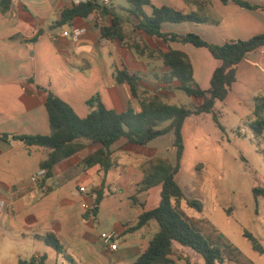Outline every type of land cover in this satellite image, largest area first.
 Segmentation results:
<instances>
[{
    "label": "crops",
    "instance_id": "1",
    "mask_svg": "<svg viewBox=\"0 0 264 264\" xmlns=\"http://www.w3.org/2000/svg\"><path fill=\"white\" fill-rule=\"evenodd\" d=\"M97 1L121 16L126 43L132 44L129 37L136 38V43L149 51L139 55L119 38H103L99 26L111 22L105 12L64 16L76 0H12L9 10H0V264H18L19 259L41 255H46V264H71L45 243L47 233L55 234L77 264H133L159 229L158 223L150 220L137 230H129L137 224L139 215L154 208L159 200L160 186L143 189L142 180L150 163L162 159L175 164L173 134L146 145L114 144L112 166L106 174L99 164L82 165V160L99 145L81 140L84 147L80 151L58 162L49 177L33 182L31 177L40 171L50 150L28 147L17 137L50 134L47 91L69 104L80 117L90 112L87 101L95 95L107 109L120 113L131 106L138 111V99L128 84L116 80L117 70L138 74L139 91L157 93L166 102L176 104L172 100L178 97L180 83L165 80L169 67L159 53L184 52L191 62L194 80L202 89L209 88L213 71L220 65L206 47L165 42L135 29L137 20L129 14L128 0L129 6L123 5V0ZM149 1L143 6L148 15L151 5L167 6L201 19L163 22L161 30L165 33H195L216 45L264 33V8H246L237 0ZM243 1L264 6V0ZM75 29L83 30L78 40L72 36ZM67 30L69 35L63 36ZM192 98L196 104L202 101ZM256 98L264 103V47L239 63L236 81L225 100L217 101L220 108L214 106V110L220 113L226 109L227 114L247 119L253 113L247 107ZM193 116L183 124L184 152L186 126L200 125L198 120L205 118L204 114L195 116V120ZM97 189H103V197L97 212L92 213ZM182 214L202 234L211 233L210 243L225 251L229 240L216 229L208 232L212 224L203 214ZM105 231L116 234L117 250L111 251L102 243L100 234ZM189 249L174 242L170 255L173 264H204L198 253ZM235 260L250 264L241 256H235Z\"/></svg>",
    "mask_w": 264,
    "mask_h": 264
},
{
    "label": "trees",
    "instance_id": "2",
    "mask_svg": "<svg viewBox=\"0 0 264 264\" xmlns=\"http://www.w3.org/2000/svg\"><path fill=\"white\" fill-rule=\"evenodd\" d=\"M228 1L222 0L224 3ZM128 2L131 5L129 14L137 20L134 24L135 29L165 42L176 41L184 44L190 43L196 47H206L212 56L220 61V65L213 71L209 88L202 89L194 80L191 62L184 52L170 50L159 53L163 64L169 67L165 80H178L180 83L178 90L188 96L201 98V103L190 107L170 104L157 93H150L148 90L139 91L141 77L122 69L116 71L115 78L118 82L130 86L133 97L139 101L140 110L136 111L129 106L125 111L118 113L104 107L99 95H95L87 101L90 112L85 117H80L69 104L51 91H47L45 107L49 117L50 134L23 135L17 138L22 139L28 147L37 146L50 150L47 158L40 165V170L44 171L43 178L51 175L58 162L80 151L84 147L81 140L99 145L97 150L82 160V165L89 167L99 164L106 174L112 166L111 147L114 144L146 145L171 132L175 148V164L162 159L150 163L142 180V188L160 186L159 200L154 208L143 211L138 217L137 224L129 230H137L150 220H155L159 229L150 240L146 250L133 264H173L174 261L170 255L174 242L200 254L204 264H222L226 261L222 247L210 243L206 236L196 230L182 214L184 213L183 203L194 211H201L200 202L197 199H188L176 179L184 152L182 128L185 120L190 116L211 114L216 125L223 129L218 114L214 110L215 103L224 101L227 97L236 81L239 63L248 54L264 47V33L246 40H234L216 45L207 42L195 33L176 34L165 33L161 30L163 22L201 21L195 14H185L167 6L151 5L152 12L148 15L143 6L150 4L149 0H128ZM11 3L12 0H0V10L6 12ZM237 3L246 8H264V6L251 5L243 0H237ZM99 12H105L111 17L108 25L99 26L103 38H119L139 55L149 51L148 47L139 43H126L121 16L114 9L100 4L97 0H86L75 4L73 8L65 10L63 15L86 17L91 13ZM255 130L257 134H262L263 128L257 127ZM95 193L94 207L90 210L92 213L98 210L103 197V189H97ZM252 193L256 203L264 199V183L254 185ZM244 234L255 250L263 252V247L257 237L249 232ZM43 240L71 264H77L66 253L64 246L54 233H47ZM46 258V255L32 256L28 259H19L18 264H46Z\"/></svg>",
    "mask_w": 264,
    "mask_h": 264
},
{
    "label": "rangeland",
    "instance_id": "3",
    "mask_svg": "<svg viewBox=\"0 0 264 264\" xmlns=\"http://www.w3.org/2000/svg\"><path fill=\"white\" fill-rule=\"evenodd\" d=\"M121 3L129 6L127 0ZM129 38L136 43V38ZM177 93L172 102L188 107L196 104L183 91ZM220 105L217 102L215 107L219 109ZM247 108L253 110L247 119L227 114L226 109L220 113L215 110L223 129L210 114H204L203 121L198 120L200 125L188 124L185 152L176 175L185 196L201 204V211L197 212L183 203V211L203 214L212 224L208 232L216 229L229 240L223 251L229 262L222 264H238L235 256L249 259L250 264H264V199L256 203L252 193L254 185L264 183V103L256 98ZM257 127L263 128L261 135L255 132ZM241 128L244 132L239 131ZM245 232L258 238L263 252L252 247ZM206 234L213 242L211 233Z\"/></svg>",
    "mask_w": 264,
    "mask_h": 264
},
{
    "label": "built area",
    "instance_id": "4",
    "mask_svg": "<svg viewBox=\"0 0 264 264\" xmlns=\"http://www.w3.org/2000/svg\"><path fill=\"white\" fill-rule=\"evenodd\" d=\"M86 0H76V3H80V2H85ZM83 32L82 29H75L74 32L72 33V36L74 38V40H78L79 36L81 35V33ZM63 36H67L69 35V31H64L63 33ZM240 132H244V129L241 128L239 130ZM44 174V171H39L37 174H34L32 177H31V180L33 182H38L40 181V179L42 178ZM80 191H85V188L84 187H80L79 189ZM84 208L87 207L86 204H83L82 205ZM100 239L102 241V243L107 246L111 251H115L118 249V243H117V236L114 232H111V231H105V232H102L100 234Z\"/></svg>",
    "mask_w": 264,
    "mask_h": 264
}]
</instances>
